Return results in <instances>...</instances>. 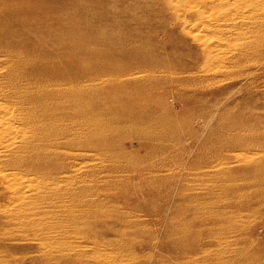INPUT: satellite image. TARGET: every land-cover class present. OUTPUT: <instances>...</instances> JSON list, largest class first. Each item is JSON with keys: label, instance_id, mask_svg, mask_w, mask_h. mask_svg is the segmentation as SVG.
I'll use <instances>...</instances> for the list:
<instances>
[{"label": "rangeland", "instance_id": "rangeland-1", "mask_svg": "<svg viewBox=\"0 0 264 264\" xmlns=\"http://www.w3.org/2000/svg\"><path fill=\"white\" fill-rule=\"evenodd\" d=\"M59 1L57 12L40 15L61 13L53 28L78 32L83 54L97 55L84 66L120 64L126 74L115 75L138 79L99 85L96 97L108 103L96 111L113 130L89 138H102V149L74 150L84 140L78 133L62 144L49 135L36 142L41 153H26L44 164L39 172L8 166L5 146L31 126L9 120L18 104L0 99V264H264L263 0L260 9ZM11 16L0 13V27L20 29ZM4 37L15 49L21 41L51 54L68 44ZM14 59L0 52V83ZM54 172L67 176L61 189L33 199ZM83 181L93 190L79 193ZM20 196L33 199L29 209H18Z\"/></svg>", "mask_w": 264, "mask_h": 264}, {"label": "bare ground", "instance_id": "bare-ground-1", "mask_svg": "<svg viewBox=\"0 0 264 264\" xmlns=\"http://www.w3.org/2000/svg\"><path fill=\"white\" fill-rule=\"evenodd\" d=\"M231 1L210 0L209 2L214 8H229L231 5L238 8L240 4H242L240 6L241 9L243 8L242 6L248 7L254 5V7L256 6L259 9L261 7V2H258L259 0H243L244 2L242 0H234L230 3ZM56 3L62 4L59 0H0V13L11 14L13 18L11 22H15L19 28L21 27L20 29L0 27V52L5 53L9 58H15L14 63L12 62L13 65H11L14 67H7L9 70L5 73V82L0 83V99L4 101L12 100L18 104L17 110L9 112V120L20 121L21 123L26 122L31 126V130L28 128L29 130L24 134V137L21 136L22 138L18 145L5 146L11 148L10 156L5 158V160L7 159L8 166H24L27 171L29 170L31 172H39L44 167V164L36 161L34 166L26 160V153L29 152L31 155L41 153L42 148L36 142L48 138L49 135L53 136L56 144H62V138H68L69 135H76L78 133L84 140L74 143L72 145L74 150H78L79 145L81 147H87L88 149H102L101 140L105 138L107 133H111L113 126L110 125L111 122H107L103 118L102 114L96 111V107L99 104L104 106L103 103H108L96 97L97 95L95 93L99 89V85L114 82V84L122 87L138 79L136 76L131 77L132 73H128V76L124 78L120 75H115L114 73L116 72L126 74L122 72L125 70L123 69L124 67L119 66L120 64H108L106 67L99 66V68L91 64L84 66V59L90 62L94 60V62H97L93 58L97 55L89 52L83 54L82 50L79 49L82 40L78 32L76 33L71 26L56 27V29L61 28L59 30H55V27L53 28L56 23L59 24V20L64 18L61 13L56 14L55 17L52 16V18L48 15H40L42 10L48 13L51 10L52 12L56 11V6L54 5ZM202 5L206 6L207 4L202 1ZM263 7L264 5L261 8ZM240 11L242 12V10ZM241 12V15L238 14V17L239 15L240 17L243 15ZM33 34L49 43L53 41L60 43L68 42V44L62 49L61 53L51 54L45 50L38 51L33 47H24L25 43L21 41L19 44L23 46L22 50L15 49L13 48L14 46H8L9 44H6L2 38L4 36L7 39L12 38V40L18 43L19 40L17 37L22 38V35H24V38L28 39ZM1 71L2 67H0V73ZM87 74L89 76H86ZM97 75L102 76L99 77ZM10 87L14 90L9 91L8 88ZM121 110L124 113L126 112L124 108ZM0 134H3V137L6 136L5 126L2 122H0ZM95 134H101L102 138L98 140L89 138V136ZM139 135L140 130L138 129L134 134V138H138ZM74 155L82 156L78 152ZM48 163H50L49 165L52 171L59 169L54 161ZM79 168L77 167L76 171ZM65 176H59L57 172H54V176L52 177L48 175V181L46 183L44 182V186L42 185L43 189L39 192H42L41 196L37 193L33 199L43 200L51 192L57 193L61 189L59 182ZM9 187H12L13 194H16L21 184L18 183ZM77 190L79 193H82L85 190L93 189L92 186L85 185V181H83ZM33 199L29 196H20L17 201L18 209H29Z\"/></svg>", "mask_w": 264, "mask_h": 264}]
</instances>
